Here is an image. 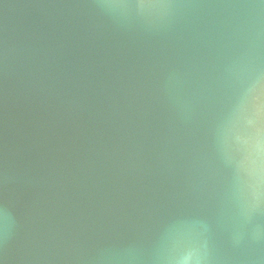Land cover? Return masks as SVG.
Wrapping results in <instances>:
<instances>
[{
  "label": "water",
  "instance_id": "water-1",
  "mask_svg": "<svg viewBox=\"0 0 264 264\" xmlns=\"http://www.w3.org/2000/svg\"><path fill=\"white\" fill-rule=\"evenodd\" d=\"M0 264H264V0H0Z\"/></svg>",
  "mask_w": 264,
  "mask_h": 264
}]
</instances>
